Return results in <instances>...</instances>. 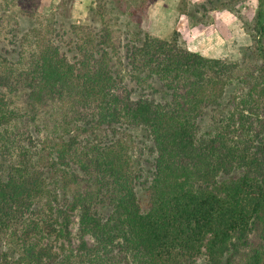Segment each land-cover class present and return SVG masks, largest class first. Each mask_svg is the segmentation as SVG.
Segmentation results:
<instances>
[{
    "label": "trees",
    "instance_id": "16d2710c",
    "mask_svg": "<svg viewBox=\"0 0 264 264\" xmlns=\"http://www.w3.org/2000/svg\"><path fill=\"white\" fill-rule=\"evenodd\" d=\"M240 1L186 15L208 26ZM121 2L91 6L100 26L73 25L70 47L47 32L25 49L19 20L0 44V239L20 248L0 264H264V0L239 60L154 35L145 4Z\"/></svg>",
    "mask_w": 264,
    "mask_h": 264
},
{
    "label": "rangeland",
    "instance_id": "374dc122",
    "mask_svg": "<svg viewBox=\"0 0 264 264\" xmlns=\"http://www.w3.org/2000/svg\"><path fill=\"white\" fill-rule=\"evenodd\" d=\"M198 1L201 0H156L154 2L133 0L130 3L128 0V6H125L126 0H122L120 4L123 3V8L145 4L147 8L144 7L142 10V13L144 12L143 27L154 35L169 38L174 35V32H179L180 37L192 51L213 58L239 60L242 51L251 43L244 21L255 18L260 0L240 1L237 6L238 14L229 10H220L211 13L214 15V22L210 25L193 26L186 11L190 2ZM9 2L11 13L5 16L3 23H0V44L3 46L13 38L11 29L15 20L21 23L18 35L24 38L27 50H29V44L38 43L47 32V34L51 32L55 42L70 47V43L73 44L76 38L73 25L91 27L94 31L100 26L99 22L93 23L89 16L90 7L96 5L98 0H9ZM122 17L120 22L124 23L127 16ZM115 25L120 26L118 23ZM33 148L34 146L29 148L30 151ZM77 220L78 218L75 217L73 231H76ZM42 243L51 244L53 251H61L69 247L62 237L56 235H45ZM73 243L77 246L78 241L74 239ZM5 254L10 259H15L20 254L19 246L9 235H5L3 240L0 239V255ZM197 263L206 264L203 257Z\"/></svg>",
    "mask_w": 264,
    "mask_h": 264
}]
</instances>
